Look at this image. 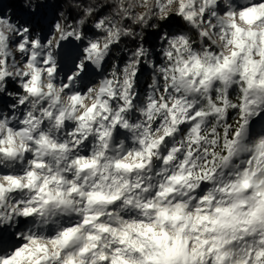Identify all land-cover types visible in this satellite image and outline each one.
<instances>
[{
	"label": "clouds",
	"instance_id": "obj_1",
	"mask_svg": "<svg viewBox=\"0 0 264 264\" xmlns=\"http://www.w3.org/2000/svg\"><path fill=\"white\" fill-rule=\"evenodd\" d=\"M0 264H264V0H0Z\"/></svg>",
	"mask_w": 264,
	"mask_h": 264
},
{
	"label": "rangeland",
	"instance_id": "obj_2",
	"mask_svg": "<svg viewBox=\"0 0 264 264\" xmlns=\"http://www.w3.org/2000/svg\"><path fill=\"white\" fill-rule=\"evenodd\" d=\"M16 7H18V5H16Z\"/></svg>",
	"mask_w": 264,
	"mask_h": 264
}]
</instances>
